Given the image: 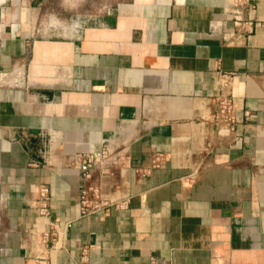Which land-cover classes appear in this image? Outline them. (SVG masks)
<instances>
[{
  "label": "crops",
  "instance_id": "obj_1",
  "mask_svg": "<svg viewBox=\"0 0 264 264\" xmlns=\"http://www.w3.org/2000/svg\"><path fill=\"white\" fill-rule=\"evenodd\" d=\"M42 2L0 0V264H264V0L238 26L230 0H130L67 35ZM85 188L123 205L82 216Z\"/></svg>",
  "mask_w": 264,
  "mask_h": 264
},
{
  "label": "built area",
  "instance_id": "obj_2",
  "mask_svg": "<svg viewBox=\"0 0 264 264\" xmlns=\"http://www.w3.org/2000/svg\"><path fill=\"white\" fill-rule=\"evenodd\" d=\"M232 11L231 14L234 16L235 24L238 26L240 24L239 15L241 9L245 6H251L253 0H230ZM217 118L223 120L224 122L233 123V104L231 101V97L226 96L221 98L218 101V114ZM115 161V159H114ZM106 162H112V157L108 154L107 150H102L97 155L92 154H83L77 155L75 160L72 162V165L82 172L83 181L88 180L91 177V170L100 164H104ZM163 158L161 155H156L153 157L152 164L155 168H159L163 164ZM123 204H118L113 200H106L99 197V194L96 190L91 188H85L81 191L80 194V213L82 216H89L99 211L109 212V210L113 207H121ZM35 214L38 220H41L38 224L39 226L49 225L48 215H49V195L48 188L45 185H40L36 191V205H35ZM37 225V227H38ZM34 227H32L31 234H35ZM54 234H50L49 232L42 233V241L45 243L46 241H50ZM88 252L87 250H82V256L80 260V264H89L88 263ZM35 264H53L50 260L46 258H38L35 261ZM149 264H157L155 261L149 262Z\"/></svg>",
  "mask_w": 264,
  "mask_h": 264
},
{
  "label": "rangeland",
  "instance_id": "obj_3",
  "mask_svg": "<svg viewBox=\"0 0 264 264\" xmlns=\"http://www.w3.org/2000/svg\"><path fill=\"white\" fill-rule=\"evenodd\" d=\"M130 0H43V26L54 33L70 34L82 22H93Z\"/></svg>",
  "mask_w": 264,
  "mask_h": 264
},
{
  "label": "water",
  "instance_id": "obj_4",
  "mask_svg": "<svg viewBox=\"0 0 264 264\" xmlns=\"http://www.w3.org/2000/svg\"><path fill=\"white\" fill-rule=\"evenodd\" d=\"M86 22V21H85ZM12 73H11V71L10 72H5V73H3V74H0V78L2 79V78H4V79H6V78H11L12 77ZM18 86V84L16 83V87Z\"/></svg>",
  "mask_w": 264,
  "mask_h": 264
},
{
  "label": "flooded vegetation",
  "instance_id": "obj_5",
  "mask_svg": "<svg viewBox=\"0 0 264 264\" xmlns=\"http://www.w3.org/2000/svg\"><path fill=\"white\" fill-rule=\"evenodd\" d=\"M0 204H1V202H0ZM0 220H1V217H0Z\"/></svg>",
  "mask_w": 264,
  "mask_h": 264
}]
</instances>
